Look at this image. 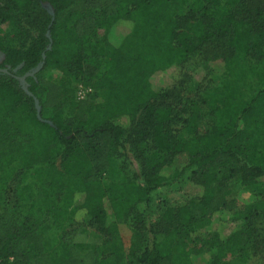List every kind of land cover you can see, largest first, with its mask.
Masks as SVG:
<instances>
[{"label":"trees","instance_id":"1","mask_svg":"<svg viewBox=\"0 0 264 264\" xmlns=\"http://www.w3.org/2000/svg\"><path fill=\"white\" fill-rule=\"evenodd\" d=\"M221 1L0 0V264H264V85L250 97L237 81L204 88L202 131L179 108L194 53L264 58V0ZM41 62L29 95L16 76ZM113 169L121 179L106 185ZM188 170L189 195L151 213L153 193ZM80 215L108 256L62 241Z\"/></svg>","mask_w":264,"mask_h":264},{"label":"rangeland","instance_id":"2","mask_svg":"<svg viewBox=\"0 0 264 264\" xmlns=\"http://www.w3.org/2000/svg\"><path fill=\"white\" fill-rule=\"evenodd\" d=\"M223 7H230L235 3V0H222ZM48 5V4H45ZM128 48V46H126ZM4 60V54L0 51V65ZM259 60L251 59L244 56H235L230 62L225 63L221 60L206 59L201 52L194 53L190 56L189 60L185 65L184 78L186 82L183 83L181 87V94L184 98V104L179 108L185 111L182 116L187 118L192 111L199 114V125L201 131L208 127L211 123V118L207 111V107L200 105L199 97L201 91L208 87L217 85L223 82H234L237 81L240 87L244 90L247 97L253 95V93L264 85V58ZM29 72V71H28ZM178 72H166L161 73L158 77L162 81L164 86H170L177 78ZM23 76V75H22ZM26 82L28 89L30 83ZM19 80V79H18ZM20 82V81H19ZM21 86V83H19ZM71 85V84H70ZM22 87V86H21ZM23 89V88H22ZM68 112V108L64 110ZM46 117L51 116V112L47 109L41 111ZM177 130L181 136L187 134V130L183 125H177ZM191 177V170L185 172L181 177L174 181L173 184L164 186L156 190L152 195V200L149 205V210L151 213H157L161 207L167 203L169 197L178 198L186 197L191 191L192 187L188 184ZM121 179L118 169H113L108 175L104 177V183L110 185L113 181ZM250 196L246 197L250 200ZM5 203V198L3 195L0 196V206ZM256 227L260 228V231L264 233V220L257 218L255 220ZM235 227L233 222H222L218 224V228L223 232L230 231ZM62 241L64 242H87L94 246L99 247L105 252V256H108L110 252L111 244L108 238L101 234L97 229L90 225L89 218L83 215L78 216L76 219L68 221L65 225L63 231ZM120 232L124 240L125 247L128 246L131 235H132V224H120ZM67 233V234H66ZM46 234V232L44 233ZM71 237L68 240V236ZM248 264H256L255 259H252Z\"/></svg>","mask_w":264,"mask_h":264},{"label":"water","instance_id":"3","mask_svg":"<svg viewBox=\"0 0 264 264\" xmlns=\"http://www.w3.org/2000/svg\"><path fill=\"white\" fill-rule=\"evenodd\" d=\"M45 7H47L50 11L51 14H53V9L52 7L48 4V5H45ZM48 48H51V45H49ZM43 58H45V55H43ZM43 66V62H41L37 67H35L34 69H32L31 71L27 72L25 75L23 76H16L17 79H19L20 83H21V86L23 88V90L25 92H27L29 95H32V93L29 91L28 89V86H27V82H26V76H29V75H34L37 71L40 70V68ZM0 72H3V73H10L9 70L7 68H0ZM35 105H36V109H37V115L39 118H41V115H40V104H39V100L37 98H35Z\"/></svg>","mask_w":264,"mask_h":264},{"label":"built area","instance_id":"4","mask_svg":"<svg viewBox=\"0 0 264 264\" xmlns=\"http://www.w3.org/2000/svg\"><path fill=\"white\" fill-rule=\"evenodd\" d=\"M91 92H92L91 87L80 84L77 88L76 96L78 99H84Z\"/></svg>","mask_w":264,"mask_h":264},{"label":"flooded vegetation","instance_id":"5","mask_svg":"<svg viewBox=\"0 0 264 264\" xmlns=\"http://www.w3.org/2000/svg\"><path fill=\"white\" fill-rule=\"evenodd\" d=\"M9 67V66H8ZM1 68V67H0ZM17 69H14V71H16Z\"/></svg>","mask_w":264,"mask_h":264}]
</instances>
